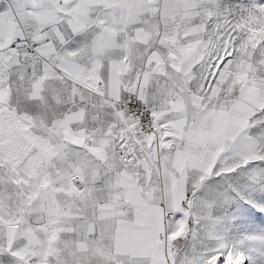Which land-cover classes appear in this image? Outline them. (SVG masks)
Instances as JSON below:
<instances>
[{
	"label": "snow or ice",
	"instance_id": "snow-or-ice-1",
	"mask_svg": "<svg viewBox=\"0 0 264 264\" xmlns=\"http://www.w3.org/2000/svg\"><path fill=\"white\" fill-rule=\"evenodd\" d=\"M0 264H264V0H0Z\"/></svg>",
	"mask_w": 264,
	"mask_h": 264
}]
</instances>
